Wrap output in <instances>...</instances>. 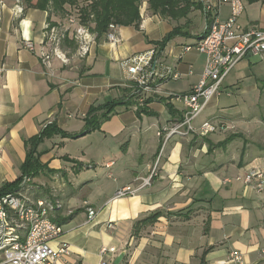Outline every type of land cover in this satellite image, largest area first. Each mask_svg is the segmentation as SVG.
<instances>
[{
    "label": "crops",
    "instance_id": "0c3cea01",
    "mask_svg": "<svg viewBox=\"0 0 264 264\" xmlns=\"http://www.w3.org/2000/svg\"><path fill=\"white\" fill-rule=\"evenodd\" d=\"M36 1L22 0L23 12L16 16L14 0H0V188L21 177L31 138L50 125L65 134L46 138L36 148L44 169L34 180L52 186L62 204L53 218L62 234L51 247L64 246L67 254L54 264H98L102 247L115 248L117 256L125 252L120 264H234L228 261L232 251L244 264H264V193L236 182L223 184L254 167L264 171V60L247 56L240 61L222 82L221 95L208 103L209 119H200L204 110L194 121L199 126L213 120L224 131L172 136L162 149L157 132L181 120L185 111L173 97L189 93L205 67L204 55H181L183 46L204 34L200 2L194 0L200 7L181 19L152 15L145 4L138 27L114 28L115 43L96 35L90 53L79 59L68 38L59 47L67 63L53 56L46 68L40 55L53 47L45 27L64 19L50 7H34ZM243 2L242 28L264 30V0ZM229 14L228 5L219 7L220 21ZM174 28L182 34L159 51L153 43ZM24 40L33 51L23 47ZM152 51L159 68L170 67L179 78L159 79L158 93L138 98L126 67ZM249 94L257 96L254 102L247 101ZM140 99L147 101L149 114L137 115ZM112 101L132 104L116 107L98 129L87 130L90 108ZM77 143L84 149H67ZM156 163L149 186L113 198L123 187L137 188ZM88 209L96 212L91 220ZM156 213L157 219L142 223ZM107 223L114 229L107 230Z\"/></svg>",
    "mask_w": 264,
    "mask_h": 264
},
{
    "label": "built area",
    "instance_id": "2783aa9c",
    "mask_svg": "<svg viewBox=\"0 0 264 264\" xmlns=\"http://www.w3.org/2000/svg\"><path fill=\"white\" fill-rule=\"evenodd\" d=\"M206 17L204 34L194 45H185L181 55L190 51L202 54L206 58L205 67L196 85L184 95L174 96V100L181 102L185 111L181 120L159 130L157 137L163 139L162 149L172 136L197 135L206 137L222 132L225 127L212 120L203 121L199 126L194 121L207 108L214 97L221 95V84L232 69L245 57H255L264 60V30H244L239 18L244 12L243 0H198ZM14 14L19 16L23 12L22 0H14ZM145 5V4H143ZM228 5L229 17L225 21L218 18V9ZM46 41L51 45V52H41V61L46 68L53 56L67 63V58L60 51V45L66 39H72L76 46V56L85 58L94 45L96 34L83 25L74 16L64 18L63 24L46 25ZM115 26L110 25L107 35L109 41L117 40L112 34ZM22 45L28 51L34 47L30 41H23ZM129 81L134 85L133 95H153L158 93L156 81L171 76L177 80L179 75L170 67L159 68V59L155 52L140 56L132 60L126 67ZM143 103V99L139 100ZM157 163L148 177L141 179L137 188L129 186L117 190L114 199L135 195L140 189L150 185L156 175ZM28 177H23L17 190L0 197V264H54L62 254H67V248L54 249L51 243L62 234L59 224L53 221L54 215L61 208L59 203L51 204L48 200L36 196L37 191L29 186ZM240 183L245 188L257 193H264V171L259 167L247 170L233 178H225L223 184ZM88 220L96 212L88 209ZM107 230H113L114 225L106 224ZM264 255V250H261ZM117 251L113 247H102L99 251L98 264H113ZM228 261L234 264H244L240 253L232 251L228 254Z\"/></svg>",
    "mask_w": 264,
    "mask_h": 264
},
{
    "label": "trees",
    "instance_id": "16d2710c",
    "mask_svg": "<svg viewBox=\"0 0 264 264\" xmlns=\"http://www.w3.org/2000/svg\"><path fill=\"white\" fill-rule=\"evenodd\" d=\"M24 1L31 4L32 0ZM143 4H146L152 15L170 19L184 18L192 8L197 9L200 7L194 0H37L34 7L42 10L50 7L52 12L62 19L74 16L79 22L87 26L92 33L100 37L110 32V25L115 27H138ZM181 34L182 32L179 28H174L161 41L153 44L161 51L167 42ZM133 96L130 98L132 99ZM131 104L130 101H112L101 108L91 107L88 113L87 130L98 129L102 122L110 118L116 107L130 106ZM145 104H147V101L136 109L138 116L140 114H149L144 107ZM167 109L171 112L169 106H167ZM99 111H101V114L96 117L95 113ZM58 134L65 136L61 130L50 125L39 136L28 141L30 149L22 166V175L16 182L4 184L0 188V197L17 190L23 177L37 176L43 171L44 167L39 162V154L36 152V148L42 140ZM159 215V213H156L143 220L142 223L152 222Z\"/></svg>",
    "mask_w": 264,
    "mask_h": 264
},
{
    "label": "rangeland",
    "instance_id": "374dc122",
    "mask_svg": "<svg viewBox=\"0 0 264 264\" xmlns=\"http://www.w3.org/2000/svg\"><path fill=\"white\" fill-rule=\"evenodd\" d=\"M257 96H254L253 94H249L246 96L247 98V101L248 102H254V99L256 98ZM250 104V103H249ZM140 106V104H136L135 108H138ZM246 108V107H245ZM207 110V109H206ZM204 111L203 114L200 116L202 119V117L206 118V119H209V112L208 111ZM243 114H245L246 116H250L251 115L249 114L248 110L244 111L243 110ZM207 121V120H205ZM213 121V120H212ZM214 123H216V121H214ZM255 124H257L256 122H254ZM252 128V130L254 131L255 129H257V125H255ZM93 138H88V140L92 141ZM84 143L83 144H80V143H77V144H72L71 146H69L67 149H71L72 151H81L82 149H84ZM42 172H40L37 176H39ZM37 176H28L30 182H29V186H33L34 189H31L30 192H34V191H37L38 193H40V198L41 199H45V200H48V202H50L51 204H56V203H59L62 207V204L61 202L59 201V199L57 198V196L53 195L52 194V186L48 185L47 183H39L38 181H35L34 179L37 177ZM39 197V196H37Z\"/></svg>",
    "mask_w": 264,
    "mask_h": 264
},
{
    "label": "water",
    "instance_id": "95a60500",
    "mask_svg": "<svg viewBox=\"0 0 264 264\" xmlns=\"http://www.w3.org/2000/svg\"><path fill=\"white\" fill-rule=\"evenodd\" d=\"M125 256V252H121L113 261V264H120Z\"/></svg>",
    "mask_w": 264,
    "mask_h": 264
}]
</instances>
